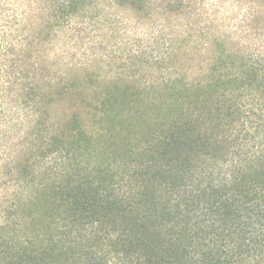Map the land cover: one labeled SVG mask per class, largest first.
Listing matches in <instances>:
<instances>
[{
	"label": "trees",
	"instance_id": "trees-1",
	"mask_svg": "<svg viewBox=\"0 0 264 264\" xmlns=\"http://www.w3.org/2000/svg\"><path fill=\"white\" fill-rule=\"evenodd\" d=\"M105 1L0 0V264H264V0H109L189 25L160 79L52 61Z\"/></svg>",
	"mask_w": 264,
	"mask_h": 264
},
{
	"label": "rangeland",
	"instance_id": "rangeland-1",
	"mask_svg": "<svg viewBox=\"0 0 264 264\" xmlns=\"http://www.w3.org/2000/svg\"><path fill=\"white\" fill-rule=\"evenodd\" d=\"M190 1L196 22L210 19L213 11L223 21L229 15L228 0ZM103 5L93 23L73 25L53 51L52 61L67 68L90 63L96 74L138 73L144 80L160 79L167 72L163 59L171 46H194L185 34L190 27L183 19L148 14L136 18L133 12L109 0Z\"/></svg>",
	"mask_w": 264,
	"mask_h": 264
}]
</instances>
